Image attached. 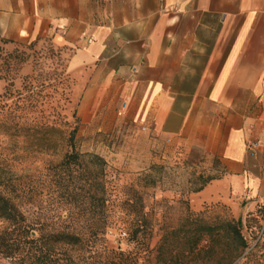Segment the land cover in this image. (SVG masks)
I'll list each match as a JSON object with an SVG mask.
<instances>
[{
    "label": "crops",
    "instance_id": "0c3cea01",
    "mask_svg": "<svg viewBox=\"0 0 264 264\" xmlns=\"http://www.w3.org/2000/svg\"><path fill=\"white\" fill-rule=\"evenodd\" d=\"M0 35L71 52L81 123L121 98L119 122L218 154L224 173L191 194L194 209L264 205L252 146L264 134V0H0Z\"/></svg>",
    "mask_w": 264,
    "mask_h": 264
},
{
    "label": "rangeland",
    "instance_id": "374dc122",
    "mask_svg": "<svg viewBox=\"0 0 264 264\" xmlns=\"http://www.w3.org/2000/svg\"><path fill=\"white\" fill-rule=\"evenodd\" d=\"M1 46L0 120L5 116L6 121L0 124V168L14 177V183L21 182L26 191L33 188L24 205L30 219L53 214L65 217L67 207L58 201L48 169L50 164L61 160L62 154L59 150L49 154L37 152L36 137L28 127L48 121L70 129L75 123L74 113L85 79L72 75L71 52L57 48L50 38L17 40ZM115 100L110 102L114 110L94 111L96 118L80 124L78 148L106 159L111 185L119 194L117 199L130 197L126 187L131 183L142 194L146 211H150L156 223L155 234L148 244L137 245L147 252L159 240L160 226L171 218H183L193 189L221 176L223 165L218 154L195 144L153 135L150 127L145 130L144 124L133 119L119 122L117 116L124 115L127 109L122 113L123 100ZM103 114H113L112 127L103 125ZM17 122L23 127L19 136L15 134ZM261 143L263 148L256 150L255 165L264 175V134ZM210 192L214 194V190ZM233 208L212 203L204 205L201 211L206 210L210 218L241 217L250 248L245 252L247 257L234 264H264V205L259 203L248 212L242 206L240 213ZM107 232L108 248L128 252L136 247L121 224L111 225ZM149 262L161 264L156 259ZM1 263L5 260L0 258Z\"/></svg>",
    "mask_w": 264,
    "mask_h": 264
},
{
    "label": "trees",
    "instance_id": "16d2710c",
    "mask_svg": "<svg viewBox=\"0 0 264 264\" xmlns=\"http://www.w3.org/2000/svg\"><path fill=\"white\" fill-rule=\"evenodd\" d=\"M2 43L12 40L0 35V58ZM3 117L2 125L6 121ZM74 118L70 129L48 121L28 127L36 137L37 152L59 150L62 154L61 160L48 169L53 191L67 207L65 217L53 214L30 219L24 205L33 188L26 191L21 182L14 183V177L0 168V258L5 260L1 264H150L154 259L161 264H234L247 257L250 245L241 217L210 218L206 210H201L214 202L196 210L190 197L183 218H171L160 226L161 236L154 248L147 252L137 248L153 238L156 225L150 211H146L142 194L131 183L126 189L135 201L130 197L117 199L119 194L111 185L106 159L78 148V106ZM14 125L19 136L23 127L18 122ZM222 170L224 173V167ZM217 178L206 180L193 192L201 191ZM115 223L128 230L134 249L125 252L108 248L107 230Z\"/></svg>",
    "mask_w": 264,
    "mask_h": 264
},
{
    "label": "built area",
    "instance_id": "2783aa9c",
    "mask_svg": "<svg viewBox=\"0 0 264 264\" xmlns=\"http://www.w3.org/2000/svg\"><path fill=\"white\" fill-rule=\"evenodd\" d=\"M127 107H128V102L127 101H123V104L121 106V112L123 113L127 109ZM253 148L255 150L262 149L263 148L262 147V143L259 142V141L255 142L254 145H253Z\"/></svg>",
    "mask_w": 264,
    "mask_h": 264
}]
</instances>
